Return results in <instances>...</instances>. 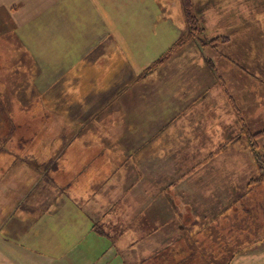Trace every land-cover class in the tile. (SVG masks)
Listing matches in <instances>:
<instances>
[{"label": "rangeland", "instance_id": "obj_1", "mask_svg": "<svg viewBox=\"0 0 264 264\" xmlns=\"http://www.w3.org/2000/svg\"><path fill=\"white\" fill-rule=\"evenodd\" d=\"M188 1L199 26L193 36L188 32L183 0H141V10L143 7L152 9V20L143 13H140L138 19L124 20L123 36L120 35L119 21L114 14H110L111 10L106 19L96 12L90 18L87 16L90 15V5L76 0L71 5L75 7L71 8L74 9L71 18L76 15L75 19L66 20L65 23L60 20L51 21V26L43 29L46 32L55 29V33H58V29L72 34L75 32L76 37L71 39L69 47L71 55L65 59L59 52L60 45L53 42L55 40L57 43V35H36L34 29L20 36L0 38V151L11 150L17 154L25 150L27 145L36 149V159L45 163L44 168L42 164L31 163L33 171L36 173L38 169L41 177H45L46 185L41 183L39 189L34 187L30 191L26 202L28 205L25 207L41 208L55 215L61 203H66L71 187L83 190L93 180L94 185L87 191H90V196L95 194L99 199V204L90 202L97 207L93 212L96 211V218L100 219L102 210L99 212V205L108 202L115 204L114 201L121 198V193L132 187L138 175L135 168L137 165L141 171L151 170L152 173V167L156 169L152 155L156 156L159 152L153 148L152 143V98L155 96L153 92L157 94L162 91L159 78L170 62L175 65V75L182 73V65L189 64V74L197 77L203 76L199 73L202 58L213 71L212 75H218L221 82L224 81L222 75L228 80H234L232 92L246 93V101L242 98V106L237 104L236 115L231 117L227 104L222 100L223 96L212 92L219 82L210 84L208 94L199 102L204 103V106L192 108L189 116L184 114V119L176 122L190 126L191 132L184 133L188 145L196 146L199 152L204 151L206 145L211 147L216 137L213 132L219 125L222 138H229L228 142L236 140L230 148L238 147L239 151L245 148L249 153L242 156V162L249 160V156L257 162L253 153L257 144L260 146L259 155H264V0ZM91 7L101 11L100 5ZM110 7L115 6L110 3ZM29 25L37 28L36 20L30 21ZM148 26L151 27L152 35L149 38L146 35L140 36L152 49V52L145 54L139 52L136 39L131 33L133 29L141 34L146 33ZM101 27L107 28L105 35L98 36V41L93 43V35L88 33H96ZM63 33L60 38L66 42L69 37ZM180 40H183L182 44L172 51ZM91 44L94 48L89 50ZM38 47L41 52L36 50ZM164 57L165 60L156 66L158 59ZM100 59L103 60L98 63ZM68 60H71L70 63ZM74 61V67L71 70L67 68L66 74H62L65 68L61 67ZM88 65L92 66L90 78L87 77ZM229 67L233 70H228ZM57 72H60L57 76L64 77L66 81L60 79L58 83H53ZM101 72L105 84L98 79ZM178 87L173 89L176 91ZM231 99L234 100V97L231 96ZM247 102L252 107L253 115L249 114ZM211 103H216V110L210 109ZM218 117H221L219 122ZM62 127L69 130L59 131ZM257 133L260 134L253 138ZM153 134L158 135L159 132ZM233 136L235 139H232ZM60 139L63 140L64 150L61 152L64 155L58 163L57 158L51 157L59 149L57 146ZM153 139L164 140L160 135ZM121 144H125L124 148L120 147ZM224 144L222 142L221 152L226 151ZM75 157L81 158L73 161ZM62 163L65 171L60 170L56 174L62 177L58 184L49 175L53 167ZM196 166L179 165L177 171L189 174ZM257 169L259 174L264 173V157L261 162H257ZM169 171L174 172L171 168ZM111 174L120 178L116 187L105 180ZM158 180L162 184L156 190L157 196L152 197L151 184L147 196L138 200L142 204L141 211L139 207L135 210L128 195L119 203L124 205L126 223L139 219L145 235H152V214L156 211L160 217L165 212L160 207L168 204L170 207L166 209L169 210L165 213L166 218L161 217L164 219L162 222L166 221L164 230L168 234L179 236L186 232L188 235L202 237L200 241L204 245V254L200 253L198 258L182 263L173 260L172 264H230L239 251L246 247L255 248L259 242L264 241V178L256 188L250 187V193H243V187L241 193L236 195L227 192L223 194L218 189L231 190V184L241 187L240 177L226 179L225 184L219 185L212 180L206 182L209 184L207 187H216V196L206 195L202 202H205L204 206L211 207L208 202H214L215 199V203L221 206L219 213L216 210L214 213H203L194 208V204H197L194 196L176 190V187L184 188L188 182H193L191 179L188 182L180 181L178 185L174 177ZM200 185L203 188V183ZM139 190L144 191L143 187ZM99 194L107 195L108 202L104 201V197L100 198ZM231 204H240L239 211H221ZM186 209L188 212L185 213ZM104 224L100 225L101 228L111 230L107 221ZM245 230H251L254 236L244 234ZM147 246V242L143 243L140 249ZM127 264H152V256L141 259L139 263L131 260Z\"/></svg>", "mask_w": 264, "mask_h": 264}, {"label": "crops", "instance_id": "obj_2", "mask_svg": "<svg viewBox=\"0 0 264 264\" xmlns=\"http://www.w3.org/2000/svg\"><path fill=\"white\" fill-rule=\"evenodd\" d=\"M75 1L0 0V38L12 37V35L20 36L33 32L34 29H36V35H57V43L55 40L53 42L54 44L60 45L59 52L62 53L63 59H65L71 55L69 53L72 50L69 47L72 44L71 39L76 37L75 32L72 34L67 30L62 29V31H58L60 30L58 29V33H55V29L47 30V32L43 29L45 26H51V21L53 23L54 21L60 20L62 21L61 23H65L66 20L75 19L76 15L74 16L75 18H71V14L74 11L71 8H75L71 5ZM79 1H82L80 2L81 4L90 5V15L87 14L90 18L94 17L92 13L96 12L102 18L105 17L104 19H106L109 10H111L112 12L110 14H114L116 20L119 21L118 25H120V35L122 36L124 35V20L138 19L140 13H143L149 20H152V9L143 7L141 10V6H139L141 0ZM110 3L115 7L109 8ZM92 5H100L101 11L93 10ZM33 20H36L37 28L29 27V22ZM17 28L19 29L17 30ZM146 29V33L142 34L137 32L136 29H133L131 34L136 39L139 52L148 54L152 52L151 46L144 39L140 38L141 35H146L148 38L152 35L151 27L148 26ZM106 30L107 28L101 27L96 33L90 31L88 34L93 35V40L91 41L93 43L97 42V37H103ZM20 31L22 33H19ZM62 32L69 37V40L65 39L66 42L60 38ZM39 38H37V41ZM63 45L65 46L63 47ZM92 48L94 47L91 44L89 50ZM36 50L38 52L42 51L40 47ZM102 60L100 59L98 63H101ZM70 61L68 60V63ZM75 64L76 61L70 65L65 63L61 67L65 68L62 74H66L67 68L71 70ZM89 65L88 78H90L89 75L92 72V66ZM188 65H182V73L175 75L173 72L175 65L170 62L164 67L163 75H160L161 78H159L161 80L162 91H158L157 94L153 92L155 96L152 98V115H150L152 116L153 148L159 151L156 153V156L152 155V163L156 165V169L152 167V173L151 170L144 172L141 171V168L138 169L137 165L135 167L138 171L136 180H133L134 183L131 185V188L121 193V198L118 197L114 201L115 204L107 201V195L99 194L101 196L100 198L104 197V201L108 202L107 204H102L104 209L102 205L98 207L99 212L102 210L100 219L96 218L97 212H93V209L97 207L90 202L93 201L99 204V199L95 194L90 196L88 194L90 191H87L94 185L93 180L83 190L77 189L75 186L71 187L70 195L68 194L66 196V203L64 205L61 203L55 215H51L49 213L50 211L48 212V210L41 208L30 209L29 207H25L28 205H26V202L29 198L30 191L34 187L35 189H39L41 183L46 185L45 177H41L38 169L35 173L31 163H38L40 166L43 165L42 168H44L45 163L37 160V157H35L37 150L31 149L27 145L26 147H24L25 145L22 146L25 150L17 153L19 156L11 150L0 151V264H127L131 260L133 263H139L141 259H148L150 256H152V264H172L173 260L174 262L180 261L182 263L185 260L190 261L192 258H198L200 253L204 254V245L200 241L202 237L199 235H188L186 232H183V234L177 236L170 235L164 230L167 224L166 221L162 222L164 219L161 217L166 218L165 213L169 211H166V209L170 207L168 204L160 207V209H164L165 211L160 217L155 213L156 211L152 214V235H150L151 233L145 235L142 232L144 226L139 219H133L131 222L126 223L124 205L119 203L120 200L122 202L126 195H128L137 211V207L140 208L142 205L138 200L147 196L150 191L149 185L152 184V197H156V190L162 184V181L158 179H167V177H174L177 185L180 181L186 182L191 179L193 182L190 183L187 181L188 185L186 187H176V190L186 191L191 196H194L197 201V204H194V208L203 211V213H214L215 210L219 213L221 209V206L215 203V199L214 202H208L211 207L204 206L205 202H202L203 197L206 195L216 196L214 191L216 187H207L209 184L206 182L210 180L213 183L217 182L216 184L219 185L225 184L226 179L232 180L233 177H240L242 178L240 183L241 187L238 188L237 184H231V190L219 188L218 191L222 190L223 194L227 192V194L232 193L236 195L237 193H241L244 187L245 191L243 193L248 194L251 192L249 190V183L258 176L259 172L257 162L255 163L250 156L249 160L242 162V156L248 153L245 148L242 151H239L238 147L230 148L231 145L235 144H232V142L236 140L228 142L230 141H227L229 138H222L220 135L221 128L217 125L214 130L215 132H213L216 137L213 139L211 147L206 145L203 147L204 151L199 152L196 146L188 145L185 138L184 133L189 134L191 132L190 126L187 123L176 124V122L184 119V114L189 116L192 108L204 106V103L199 104V102L202 97L208 94L210 84L212 83L216 84L219 82V85L212 92L218 96H223L224 99L222 100L227 104L231 117L236 115L237 104L242 106V98L243 100L246 98V93L238 94L237 92H232L231 89H234L233 87L235 85L234 80H228L222 75L224 81L221 82V78L218 75H212L213 71L211 72L209 66H207L202 58L199 63V73L203 76L193 77L188 72ZM228 70L233 69L229 67ZM57 74L59 75L60 72L56 73V77L54 76L53 83H58L60 79H63V82L66 81L64 77L57 76ZM212 78L213 80H211ZM98 79L105 84V78H103L102 72L98 76ZM228 82L230 83V88L228 87ZM155 83L157 84V81ZM224 83L225 86H223ZM178 85L179 87L175 91L173 87ZM157 96L159 97L158 100H156ZM231 96L234 97V100L231 99ZM215 105L211 103L210 109L216 110ZM248 105L250 110L249 114L253 115L249 102H247L246 107ZM255 115L258 116L257 112H255ZM219 120H221V117H218V122ZM168 128L169 130H167ZM65 130L69 129L64 127L59 129V131ZM154 132H159L158 135L163 137L164 140L153 141V138L158 137V135L153 134ZM166 136H169V138H166ZM232 139H235L234 136ZM222 142L225 143L223 146L226 148V151L224 152L220 151ZM63 146V140L60 139L57 146L59 149L55 148L57 150L51 157V159L57 158L58 163L64 155V152H61L64 150ZM124 146L125 144H121L120 147L124 148ZM216 148L218 150H215ZM78 158L80 159L81 157H75L73 161H76ZM91 163H93L92 159ZM183 164L197 166L192 168L189 174L178 173V166ZM63 165L62 163L50 170V179L54 182L56 181L58 184L61 183L62 177L60 178L56 174L65 171ZM205 165L211 166L206 167ZM162 166L163 169L158 170ZM38 168L40 167L38 166ZM116 168L118 167L116 166ZM169 168L173 169L174 172L169 171ZM119 179L116 174H111L105 178L106 181L110 182V185H115L114 187L119 184ZM201 183H203V188H201ZM257 186L259 184H254L251 189ZM140 187H143V192L139 190ZM259 190L260 188L255 189V192ZM163 191L166 190H161V192ZM136 202L137 205H135ZM213 203L215 205H212ZM238 205L240 204H231L221 211H239ZM139 210L141 211V208ZM184 212H188V209ZM33 216L35 218L29 221ZM216 219L219 218L216 217ZM105 221H107L111 230L101 228L100 225H103ZM105 225L103 226L105 227ZM247 231L245 230L244 234H248L250 237L254 236L251 230L249 232ZM146 242L148 246L140 249V245ZM230 264H264V241L259 242V245L255 248L254 246L246 247L239 251L235 254Z\"/></svg>", "mask_w": 264, "mask_h": 264}, {"label": "trees", "instance_id": "obj_3", "mask_svg": "<svg viewBox=\"0 0 264 264\" xmlns=\"http://www.w3.org/2000/svg\"><path fill=\"white\" fill-rule=\"evenodd\" d=\"M184 1V6L186 8V16H187V23H188V32L190 33L191 36L195 35L196 34V31L199 30V26L197 25V17L191 13L190 11V6H191V3L190 1L188 0H183ZM182 41L183 40H180L179 43H177L172 51L177 47L179 46L180 44H182ZM213 42V41H212ZM165 60V57L164 58H160L158 59L157 63H156V66L160 63H162L163 61ZM8 121L10 122L11 119L9 118ZM260 133H257V134H254L253 135V138H256ZM256 146V147H255ZM254 146V150H253V153H254V157L256 159L257 162H261V159L264 157V155H259L261 152H259L258 150L260 149V146L257 144ZM263 156V157H262ZM263 178H264V173L263 174H259L256 178H254L251 183H249V187H251L252 185L254 184H260L262 181H263Z\"/></svg>", "mask_w": 264, "mask_h": 264}]
</instances>
